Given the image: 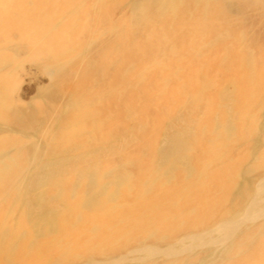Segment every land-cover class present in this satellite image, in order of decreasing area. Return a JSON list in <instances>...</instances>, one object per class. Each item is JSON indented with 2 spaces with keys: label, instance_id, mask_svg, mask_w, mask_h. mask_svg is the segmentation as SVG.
<instances>
[{
  "label": "rangeland",
  "instance_id": "1",
  "mask_svg": "<svg viewBox=\"0 0 264 264\" xmlns=\"http://www.w3.org/2000/svg\"><path fill=\"white\" fill-rule=\"evenodd\" d=\"M41 2L0 0V264H264V0Z\"/></svg>",
  "mask_w": 264,
  "mask_h": 264
},
{
  "label": "bare ground",
  "instance_id": "2",
  "mask_svg": "<svg viewBox=\"0 0 264 264\" xmlns=\"http://www.w3.org/2000/svg\"><path fill=\"white\" fill-rule=\"evenodd\" d=\"M36 1H40L41 2V0H36ZM162 2V1H161ZM42 3V2H41ZM42 6V5H41ZM26 14V13H25ZM24 16H26V18H27V16H28V14H26V15H24ZM123 49H125V50H128V52H126V53H114V57H115V62H117L118 60L119 61H121V60H126V59H134V57H136L137 55L138 56H143V55H146L144 52H137V51H133L135 48L134 47H125V48H123ZM138 49H144V47H138ZM109 56V55H108ZM108 56H105L103 59L104 60H109L108 59ZM229 57V56H228ZM222 58V57H221ZM226 58V57H225ZM94 60V59H93ZM97 61V60H96ZM118 64V63H117ZM45 68V67H44ZM152 74H150V76H151ZM132 76H134V74H132ZM113 78V77H112ZM228 82V81H227ZM149 87L148 86H146V83L144 84V87H142V91L144 92V95H149V92H150V90L148 89ZM130 92V91H129ZM101 100H102V102H104V104H105V106L107 107V106H110V104H112L113 106H114V109H113V121H116L117 120V117H118V115H120L119 114V111H118V107H119V105H118V102L119 101H121L122 103H123V105L124 104H129V103H132L133 101H134V99L136 100V97H134L131 93H128V94H125L124 96H121V95H117L116 96V93L114 92V90H112L110 87H109V89L108 90H106V92H105V94H101ZM145 103L148 105V102H146V100L145 101H143V104H138L139 105V107H141V110H143V108H144V105H145ZM121 105V104H120ZM144 113V111H142L141 112V114H143ZM140 114V115H141ZM233 124V123H232ZM167 125V124H166ZM79 128V127H78ZM101 129V128H100ZM213 130V129H212ZM216 130V129H215ZM105 131V130H104ZM99 132H100V130H99ZM104 133L105 132H103L102 131V129H101V133H100V135H104ZM99 135V136H100ZM216 137V136H215ZM188 150V149H187ZM186 150V151H187ZM161 153V152H160ZM2 154H4V153H0V186H2L3 184H5V182H7L8 180H11L12 181V179L13 178H15V177H17V175H18V172H17V168L20 166V165H18V158L17 157H14V156H7V158H2L1 156H2ZM28 154V153H27ZM31 161V160H30ZM84 161H86V160H84ZM95 169H97V168H95ZM108 172H109V170H108ZM93 177V176H92ZM23 182V181H22ZM109 182V181H108ZM60 194V193H59ZM71 195V194H70ZM255 196V195H254ZM71 198V197H70ZM51 199V198H50ZM49 199V200H50ZM82 204V203H81ZM91 205V204H90ZM109 207V206H108ZM256 209V208H255ZM255 209H251L250 208V211H251V213H253V214H257L256 212H259L258 214H260L261 213V211L263 210L262 208V210H259V211H255ZM259 209V208H258ZM258 209H256V210H258ZM130 211V210H129ZM132 211V210H131ZM263 213H264V211H262ZM127 213V212H126ZM76 214H77V212H76ZM248 216V215H247ZM48 218V217H47ZM243 220V219H242ZM249 220V219H248ZM36 222V221H35ZM241 222V221H240ZM230 225H231V222H228V223H224V222H219L214 228L215 229H217V230H221L222 232L224 231V230H226L228 227H230ZM85 227V226H84ZM239 227V226H238ZM237 227V228H238ZM236 228V229H237ZM210 232V231H209ZM212 232V231H211ZM187 234H189V233H187ZM185 235V234H184ZM205 235H206V232H193V233H191V234H189V237H191L192 238V240L193 239H195L194 241H198V240H202L204 237H205ZM208 235V234H207ZM183 236V235H182ZM155 237V236H154ZM180 238V237H179ZM224 238V237H223ZM153 239V238H152ZM188 239V238H187ZM177 240V239H176ZM229 240V239H228ZM193 241V242H194ZM186 243V242H185ZM169 244V243H168ZM166 245V244H165ZM172 246V245H171ZM192 246V245H191ZM173 248V247H172ZM175 248V247H174ZM10 250V249H9ZM148 251H149V249H147ZM162 251H164V250H162ZM144 252V251H143ZM136 253V252H135ZM142 253V252H141ZM123 254V253H122ZM161 254V253H160ZM163 254V253H162ZM228 254V253H227ZM120 255V254H119ZM144 255H146V254H144ZM157 255H158V253H157ZM167 255V254H166ZM127 256V255H126ZM135 256V255H134ZM163 256H164V254H163ZM173 256V255H172ZM133 257V256H132ZM114 258V257H113ZM131 258V257H130ZM134 258V257H133ZM150 258V257H149ZM166 258V257H165ZM146 259V258H145ZM125 259H123L122 261H124ZM133 260V259H132ZM140 260V259H139ZM143 260V259H142ZM239 261H237V262H231V263H229L228 262V264H245L244 263V261H243V259H238ZM103 261V260H102ZM122 261H120V262H122ZM134 261V260H133ZM141 261V260H140ZM95 262H97V261H95ZM139 262V261H138ZM172 263H173V261H172ZM125 264V263H124ZM164 264H171V261L170 262H168V263H165L164 262Z\"/></svg>",
  "mask_w": 264,
  "mask_h": 264
}]
</instances>
